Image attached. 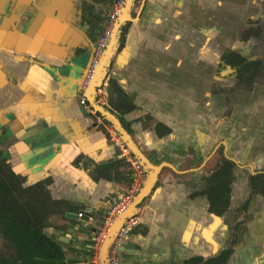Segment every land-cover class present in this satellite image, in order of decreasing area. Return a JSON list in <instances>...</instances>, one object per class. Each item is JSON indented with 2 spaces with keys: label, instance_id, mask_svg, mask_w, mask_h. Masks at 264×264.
Here are the masks:
<instances>
[{
  "label": "crops",
  "instance_id": "0c3cea01",
  "mask_svg": "<svg viewBox=\"0 0 264 264\" xmlns=\"http://www.w3.org/2000/svg\"><path fill=\"white\" fill-rule=\"evenodd\" d=\"M112 2L0 0V155L26 187L48 191L44 233L64 254L39 264H91L96 227L132 190L131 166L79 103ZM262 3L132 0L124 9L99 76L112 114L103 116L145 170L121 264H220L230 249L227 264H264V193L250 182H264ZM227 50L259 69L241 82L220 69ZM229 160L236 179L219 216L207 181Z\"/></svg>",
  "mask_w": 264,
  "mask_h": 264
},
{
  "label": "trees",
  "instance_id": "16d2710c",
  "mask_svg": "<svg viewBox=\"0 0 264 264\" xmlns=\"http://www.w3.org/2000/svg\"><path fill=\"white\" fill-rule=\"evenodd\" d=\"M92 1L94 5H106L110 0ZM83 6L85 14L91 13L93 5L84 2ZM220 64L221 70L229 67L234 70L231 75L241 82L247 69H259L254 59L243 57L234 50H227ZM236 166L231 160L226 161L208 178L206 194L209 195L211 210L219 216L229 210ZM250 182L253 190L264 193L263 175H251ZM25 184L26 178L16 174L0 155V239L4 240L0 264H39V260H61L64 257L61 246L44 233L50 209L47 202L49 193L45 188L26 187ZM231 254L232 249L223 253V257L218 259L220 264H227ZM200 262L191 260L187 264Z\"/></svg>",
  "mask_w": 264,
  "mask_h": 264
},
{
  "label": "built area",
  "instance_id": "2783aa9c",
  "mask_svg": "<svg viewBox=\"0 0 264 264\" xmlns=\"http://www.w3.org/2000/svg\"><path fill=\"white\" fill-rule=\"evenodd\" d=\"M129 0H113L111 9L106 16L104 25L98 35L97 42L91 54L86 74L83 78L80 90L79 103L90 116L96 118L109 130V137L112 143L118 149L120 157L131 166V177L133 180L132 190L119 199H116L111 205L105 219L96 227L92 244L91 264H102L101 250L107 239L116 219L128 212L134 203L140 184L145 179V170L142 164L134 157L127 143L123 140L118 131L107 124L103 114L98 109L106 108L108 105V95L105 84L95 87L94 92L91 89L94 86L102 59L112 39V35L118 21L126 8ZM92 99V102H91ZM80 218L92 221L93 218L88 212H81ZM139 224L138 217L132 214L120 228L108 254L109 264H121V249L123 242L133 233Z\"/></svg>",
  "mask_w": 264,
  "mask_h": 264
},
{
  "label": "water",
  "instance_id": "95a60500",
  "mask_svg": "<svg viewBox=\"0 0 264 264\" xmlns=\"http://www.w3.org/2000/svg\"><path fill=\"white\" fill-rule=\"evenodd\" d=\"M131 3H132V0L128 1L127 5H126V8H125V13L130 9ZM121 24H122V21H120L116 25V27H117L116 33L118 32L119 27L121 26ZM116 27H115V29H116ZM115 29H114V31H115ZM113 35H114V32H113ZM113 35H112V39H113ZM112 39H111V42H112ZM111 42H110V44H111ZM102 61H103V59H102ZM102 68L103 67H102V63H101V66H100V69H99V72H98V76H97V79H96V82H95L94 86L91 89V93L94 92L95 87H97L98 85H100V83H102V82L99 81V76L101 75L100 73H101ZM100 111H101V113L103 115H106V116H109V115L111 116L112 115L110 112L106 111L105 108H100ZM123 140L125 141L124 138H123ZM125 142H127V141H125ZM132 149L135 151V153H138L134 146L132 147ZM141 199L142 198L139 197L138 199L134 200V203L132 205V208L128 212H125L124 214L120 215L116 219L114 225L111 228V231H110L107 239L105 240V242H104V244L102 246V250H101V260H102V264H109L108 263L109 250H110V248H111V246H112V244H113V242H114V240H115V238H116V236H117L120 228L123 226L124 222L128 219V217H130L133 214V212H135V210L138 209V205L140 204Z\"/></svg>",
  "mask_w": 264,
  "mask_h": 264
},
{
  "label": "rangeland",
  "instance_id": "374dc122",
  "mask_svg": "<svg viewBox=\"0 0 264 264\" xmlns=\"http://www.w3.org/2000/svg\"><path fill=\"white\" fill-rule=\"evenodd\" d=\"M262 4H263V3H262ZM262 8H264V4H263ZM238 39H239V38H238ZM253 47H254V52H255V46L253 45ZM253 47L251 46V48H250V51H252V52H253ZM258 55H260V54H258ZM263 58H264V55H263ZM3 247H4V240H1V239H0V250H2Z\"/></svg>",
  "mask_w": 264,
  "mask_h": 264
}]
</instances>
